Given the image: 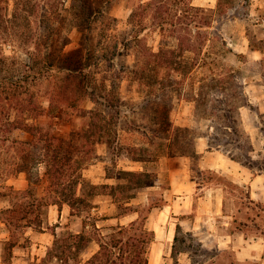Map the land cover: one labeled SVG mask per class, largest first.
<instances>
[{
	"label": "rangeland",
	"instance_id": "obj_1",
	"mask_svg": "<svg viewBox=\"0 0 264 264\" xmlns=\"http://www.w3.org/2000/svg\"><path fill=\"white\" fill-rule=\"evenodd\" d=\"M149 1L151 0H113L111 5L105 9L108 16L118 19L117 22L102 19L93 23L94 30L87 43L80 31L72 29L64 10L62 13L65 19L60 22L61 24L59 23L63 34H67L70 38V44L65 48L67 55L76 59L79 56L76 50L83 48V53L89 57L87 64L92 65L88 70H90V77L92 76L93 81L107 79L109 88L118 89L128 99H133L132 102L135 103H140L145 98L143 90H148V87L134 80L133 75L129 77L127 73L129 69L126 67L136 65L145 47L152 52H158L163 48H177L179 44L177 35L179 32L175 33L170 27L160 26L161 20L168 16L165 11L169 10L170 14L175 13L177 9L173 6L175 0H155L156 19L149 18L143 21V16H138L132 20L133 13L140 5ZM21 2L23 1L10 0V13L16 11L18 7L22 8ZM189 2L193 6H203L202 8L208 9L206 15L212 24L208 29L196 30L195 26L200 21L198 20L184 36L189 37L193 42L200 37L202 39L208 37V42L201 54L193 50L184 53L185 63L183 64H187L188 67L185 68L187 70L184 74H172L175 79L182 82L168 89L164 97L167 100L166 107L171 109L170 119L173 126L176 129L186 130L187 128L191 131L195 139L193 147L198 154L201 153L200 156L196 158L171 157L164 152L155 161H134L131 157L140 156V154L132 148L136 143L143 142L144 137L139 133L128 132V127L123 122L121 125L124 127L121 133L122 141L126 146H133L131 149L118 150L107 143H94V140L85 143L88 151L86 157L89 158L90 165L82 171L86 182L77 188L87 205H77L72 208L64 204L61 209L58 205H52L54 210L52 206L43 208L41 209L42 214H39L43 221L42 229H17L11 232L1 219L2 216L5 217L2 211L12 209L15 211L10 215L12 218H25L22 221L23 224L31 221L34 223L38 208L33 207L30 211H25L22 207H26L34 198L39 201L45 195V188L49 181L45 165H38L35 160L27 157L23 147L19 148L13 144V141L31 140V134L24 129H14L11 132L10 129L0 131V264H61L59 259H50L49 254L56 239L75 236L78 233L85 234L90 240L79 256L82 264H88L101 251V242L111 240L112 237H119V229L129 226L132 220L136 221L137 228L143 227L145 230L153 231V224L150 220L148 221L152 208L164 207L168 194H170L169 176L178 170L187 172L189 180L193 177L202 185L214 184V187H217L216 185L224 183L223 186L228 192L224 202L225 213L211 220L206 216L205 221H197V217L202 216L203 213L196 203L192 212L180 216V220L187 219L189 223H185L182 231L177 233L179 238L177 243L175 238H170L167 230L165 234L164 226L161 230L164 233H160L159 239L155 234L154 242L143 244L149 264H239V262L264 264V254L261 253L256 254V258L247 262L241 260L237 250L225 246L222 238L225 235H233L237 239L243 234L248 237L259 235L258 237L264 238V235H261L264 233V204L257 202L260 205L259 208L250 204L248 185L240 187L234 182V185L230 183L231 179L227 177H225L226 180H222L216 175L207 174L202 159L209 148L208 135L214 134L220 137L224 147L211 151L220 153L223 159L247 165L245 168L253 174L259 171L264 172V58L258 60L252 52L243 53V47L248 39L253 48L264 52V0H223L224 5L221 9L219 0H189ZM47 3L48 6H52L49 2ZM58 4L61 8L65 6L63 4L69 8L71 2L66 0ZM190 13L197 16L195 12ZM136 33L139 34L141 43L134 41L129 50H124V55L115 58L114 61L104 59L106 54L108 58H113L110 50L115 46L114 36L123 39ZM183 33L184 31L180 34L183 35ZM54 36H50L48 32L47 39L44 38L43 41L48 42V38L53 39ZM24 41L25 39L21 38L19 42L11 44L19 48L17 54L14 53V47L6 46L7 55L15 54L17 57L15 59L19 64L28 62L27 53L30 43L25 44ZM162 74L164 75V71ZM212 79L225 82L230 89L229 92L237 96L224 100L223 94L219 93L215 97L208 84ZM54 85L55 79H45L32 88L38 96L37 100L47 110L51 103L50 93ZM239 92L242 94L239 95ZM161 97L163 98L159 92V96L147 106L163 105ZM62 105H67V102L64 101ZM79 105L82 110L95 109V104L91 99L80 101ZM226 106L235 109L234 121L238 131L237 135L227 131L223 124L225 121L217 116L219 111L215 108H226ZM127 111L130 119H135L139 125L144 124L140 115L137 114L134 117L129 108ZM140 112V114H145L144 111ZM15 116L12 117L13 120L16 119ZM51 116L43 118V121H53ZM67 118L55 121L57 134L61 137L69 138L73 131H89L93 122L89 118L71 120ZM110 128L113 130L114 126ZM181 132L184 133V131ZM227 138L233 139L232 145L228 143L229 145L225 146ZM31 150L37 159L40 151L34 148ZM127 171L147 172L149 174L147 180L156 185L142 188L133 185L128 177H125L126 175H120V172ZM30 176L33 183L38 186V189H35L37 195L30 199L23 198L24 196L17 192L30 188ZM209 178L215 179L214 182ZM204 179L207 181L205 182ZM206 192L207 188L197 185L195 196L199 197ZM259 213L261 216L257 222L248 223L247 227H244L245 233L241 232L240 221L246 222L248 217L253 218ZM125 216H127L126 219L120 220ZM235 218L238 219L237 223L234 222ZM32 229L34 233H31ZM45 229L52 237L49 235L41 240L38 234ZM13 242L17 243L14 247L11 246ZM235 245L241 244L237 242ZM62 249L63 247L57 248L52 253L55 254L56 251L60 252ZM133 252L135 248H132V253L125 259L126 264H131L130 261L135 256ZM74 253L75 248L69 249L67 253L70 257V264H76ZM117 255L121 258L119 254Z\"/></svg>",
	"mask_w": 264,
	"mask_h": 264
},
{
	"label": "trees",
	"instance_id": "obj_2",
	"mask_svg": "<svg viewBox=\"0 0 264 264\" xmlns=\"http://www.w3.org/2000/svg\"><path fill=\"white\" fill-rule=\"evenodd\" d=\"M21 1H23L21 2L22 8L18 7L16 11L10 13V0H0V131L10 129L11 132L14 129H24L31 134V140L26 142L13 141V144L19 148L23 147L27 157L35 160L38 165H45L49 184L45 188V195L39 201L34 198L37 195L35 189H38V186L33 183L31 176L29 178L30 188L17 192L23 195V198H34L32 202L22 208L25 211H30L33 207H37L38 214L34 223L31 221L23 224L22 221L25 218H12L10 216L11 213L15 212L12 209L2 211L5 217L2 216L1 219L11 232L17 229H42L43 221L39 214H42L41 209L43 208L58 205L61 209L64 204H68L72 208L77 205H87L77 188L86 182L82 171L90 165L89 158L86 157L88 151L85 143L94 140V143H107L110 147L118 150L131 149L133 146H126L122 141L121 133L124 127L121 125L123 122L127 125L128 132L139 133L145 139H142L143 142L136 143L132 148L140 154V156L131 157L134 161H155L164 152L171 157L188 156L196 158L200 156L193 147L195 139L191 131L187 128L186 130L176 129L173 126L170 119L171 109L166 107L167 100L164 93L174 87L175 84L182 82L175 79L172 74H184L187 70L185 69L188 67L187 64H183L184 53L193 50L201 54L206 47L208 37L203 39L200 37L196 42H193L184 34L189 32V28L193 27L198 20L200 21L195 26L196 30L208 29L211 26L212 21L206 15L208 9L193 6L189 0H175L173 4L177 7L175 13L170 14L169 10L165 11L168 16L161 20L160 26L162 28L170 27L171 31L175 33L179 32L177 33L179 44L177 48H163L158 52H152L145 47L136 65L126 67L129 69L127 72L129 77L133 75L134 80L139 81L142 86L148 87V90H143L145 98L140 103H135L132 102L133 99H128L118 89L109 88L107 79L93 81L92 76L90 77V70H88L91 69L92 65L87 64L89 57L83 53V48L80 47L76 50L79 55L76 59L65 52L66 46L70 44V38L67 34H63L60 27V22L65 19L62 11L67 13L66 16L71 22L72 29L80 31L87 43L90 41L94 30L93 23L102 19L105 21L109 19L113 23L117 22L118 19L114 16H108L105 9L111 5L113 0H70L69 8H66V4H63L65 6L62 8L58 4L64 3L66 0H59L58 2L57 0ZM47 2L52 6H48ZM223 5V0H219L220 9ZM190 12H195L197 16H193ZM138 16H143V21L149 18L156 19L155 0L141 4L138 10L133 13L132 20ZM183 31L184 33L181 35L180 33ZM48 32L50 36H55L53 39L49 37L48 42H44L43 39H47ZM114 37L116 39L114 40L115 46L110 50L113 58H108V54L104 56V59L110 61L122 57L124 50H129L134 41L142 42L138 33L129 38ZM21 38L25 39V44L30 43L27 53L28 62L25 64H19L16 61L15 54L19 48L11 45L19 42ZM106 38L108 37L106 36ZM6 46L14 47L15 54L13 56L7 55ZM163 71L164 75L162 74ZM45 79H55V85L50 93L51 103L48 110L37 100L38 96L32 90ZM208 84L215 97L219 93L223 94L224 100L237 96L229 92L230 89L222 80L212 79ZM159 92L163 96L160 99L163 101V105L147 106L159 96ZM240 94L242 92H239ZM85 99H91L95 104V109L91 111L82 110L79 104ZM64 101L67 102V105L63 106ZM128 108L133 116L140 115L144 124L139 125L135 119H130ZM215 110L219 111L217 114L219 119L225 121L223 123L225 129L237 135L238 131L234 121L235 109L226 106V108L216 107ZM140 111H144L145 114H140ZM14 115H16L15 120L12 119ZM49 115H52L50 118L53 121L44 122L43 118H49ZM65 117H68L69 120L89 118L93 122L89 131H73L69 138H66L57 134L55 124V121L65 120ZM112 125L114 126L113 130L110 128ZM208 139L209 150L223 149L224 145L221 143L220 137L209 134ZM227 139L225 146L232 145L233 139ZM32 148L41 152V154L38 153L37 159L34 157ZM128 153L130 155V151ZM206 173L226 180L224 176L215 171H207ZM262 173L264 172L259 171L256 174ZM120 175H126L125 177H128L130 183L140 188L156 185L147 180L149 179L147 172L127 171L120 172ZM209 180L214 182L215 179L209 178ZM204 181L207 180L204 179ZM217 181L219 184V180ZM229 182L233 184V182ZM118 188L121 189V187ZM60 196L62 197L59 198ZM248 200L250 204L259 208L260 205L251 199L250 194ZM260 216L259 213L253 218L248 217L246 222L240 221V231L245 233L244 227H247L248 223L257 222ZM234 222L237 223L238 219L235 218ZM181 229L182 227L179 225L177 233L182 231ZM118 234L119 237L102 241L101 251L88 264H126L125 259L132 253V248H135V252H133L135 256L131 259V264H149L143 244L154 242V231L145 230L143 227L137 228L136 221H133L129 226L120 228ZM178 240L176 235V243ZM89 242V238L83 233H78L75 236L70 235L67 238H58L49 253L50 259L56 258L60 260L61 264H70V257L67 256V253L69 249L75 248V263L82 264L79 256ZM16 244L13 242L11 246L14 247ZM60 247H63L60 252L52 253ZM103 257H105L104 260ZM239 264L242 263L239 262Z\"/></svg>",
	"mask_w": 264,
	"mask_h": 264
},
{
	"label": "crops",
	"instance_id": "obj_3",
	"mask_svg": "<svg viewBox=\"0 0 264 264\" xmlns=\"http://www.w3.org/2000/svg\"><path fill=\"white\" fill-rule=\"evenodd\" d=\"M252 47L251 41L248 39L243 47V53L247 54L252 52L256 59L262 60L264 58V52ZM202 159L205 163L204 169L206 171H215L222 176L231 179L232 182L240 187L248 185L251 199L264 204V173L253 174L249 169L245 168L246 166L242 164L240 165V163L238 164L234 161L226 160L225 158L223 159L220 157V153L211 151L209 148ZM85 175L87 176V174ZM169 179L170 188L168 190L170 194H168L166 204L164 207H154L150 215L151 217L148 219V221L150 220L153 224L152 229L155 231L157 239L161 237L160 233H164V231H161L164 226L165 234H167V230L168 233H170V238H176L178 226L180 225L182 227L188 222L187 219L180 220V216H185L192 212L196 203L203 213L202 216L199 215L197 217V221H205L206 216L211 220L212 218H217V216H221L225 213L224 202L228 192H226V189L222 184L216 185L217 187H214V184L205 183V185H202L194 180L193 177L189 180V175L187 172H183V170L174 171L170 174ZM197 185L207 188V192L202 193L199 197L195 196ZM53 207L54 206H52V210H54ZM127 216L120 218V220L126 219ZM111 220H113V218ZM133 221L135 220H132V222ZM33 231L34 230L32 229L31 233H34ZM49 235L50 234L46 232V229L38 234L39 239L41 240L46 239ZM258 236L259 235L248 237L243 234L239 235V238H237L238 240L233 235H225L222 238L224 239L225 246L232 247L234 250L236 249L239 258L247 262L252 258H256V254H264V238ZM50 237L52 236L50 235ZM237 242L241 245H235ZM241 256L243 258H241Z\"/></svg>",
	"mask_w": 264,
	"mask_h": 264
}]
</instances>
